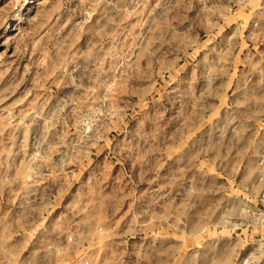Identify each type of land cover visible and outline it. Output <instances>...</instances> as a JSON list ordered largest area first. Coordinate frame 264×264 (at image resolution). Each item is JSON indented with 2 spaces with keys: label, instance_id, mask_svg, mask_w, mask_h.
Here are the masks:
<instances>
[{
  "label": "rangeland",
  "instance_id": "obj_1",
  "mask_svg": "<svg viewBox=\"0 0 264 264\" xmlns=\"http://www.w3.org/2000/svg\"><path fill=\"white\" fill-rule=\"evenodd\" d=\"M85 262L264 264V0H0V264Z\"/></svg>",
  "mask_w": 264,
  "mask_h": 264
},
{
  "label": "built area",
  "instance_id": "obj_2",
  "mask_svg": "<svg viewBox=\"0 0 264 264\" xmlns=\"http://www.w3.org/2000/svg\"><path fill=\"white\" fill-rule=\"evenodd\" d=\"M86 264H88V262H85Z\"/></svg>",
  "mask_w": 264,
  "mask_h": 264
},
{
  "label": "bare ground",
  "instance_id": "obj_3",
  "mask_svg": "<svg viewBox=\"0 0 264 264\" xmlns=\"http://www.w3.org/2000/svg\"><path fill=\"white\" fill-rule=\"evenodd\" d=\"M30 3V2H29ZM29 5V4H28Z\"/></svg>",
  "mask_w": 264,
  "mask_h": 264
}]
</instances>
